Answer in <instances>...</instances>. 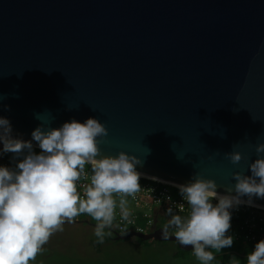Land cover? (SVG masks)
Returning a JSON list of instances; mask_svg holds the SVG:
<instances>
[{
	"label": "water",
	"instance_id": "1",
	"mask_svg": "<svg viewBox=\"0 0 264 264\" xmlns=\"http://www.w3.org/2000/svg\"><path fill=\"white\" fill-rule=\"evenodd\" d=\"M38 113L52 127L95 117L102 155L134 154L141 177L174 186L199 174L227 194L264 142V0H0V116L30 140ZM135 236L192 251L161 230L116 240Z\"/></svg>",
	"mask_w": 264,
	"mask_h": 264
},
{
	"label": "clouds",
	"instance_id": "2",
	"mask_svg": "<svg viewBox=\"0 0 264 264\" xmlns=\"http://www.w3.org/2000/svg\"><path fill=\"white\" fill-rule=\"evenodd\" d=\"M36 119L41 123L31 132V139L24 140L13 134L10 120L0 116V158L11 154L9 164H0V264H30L54 232L80 215L97 222L95 235L102 243L117 207L121 218L128 220L126 197L141 187L138 156L125 151L101 154L99 144L108 129L99 119L80 122L73 118L59 127H52L43 113L36 114ZM255 152L256 159L248 165L251 175L234 172L235 183L225 188L227 194L217 191L220 186L214 179L199 174L177 185L187 211L182 216L171 206L166 209L168 220L161 238L175 237L179 245H191L200 264L215 259L209 249L230 248L234 242L228 234L232 210L264 199V142L255 146ZM224 155L234 165L242 160L238 151ZM86 165H90V176L81 195L78 182L85 178ZM246 264H264V239L247 254Z\"/></svg>",
	"mask_w": 264,
	"mask_h": 264
},
{
	"label": "built area",
	"instance_id": "3",
	"mask_svg": "<svg viewBox=\"0 0 264 264\" xmlns=\"http://www.w3.org/2000/svg\"><path fill=\"white\" fill-rule=\"evenodd\" d=\"M10 156L0 158V164H9ZM90 167H85V178L78 182V191L83 195L84 187L89 182ZM140 190L134 196L126 197L130 212L128 220L121 218L119 207L116 209L115 220L111 228L118 235L142 234L151 235L161 230L167 222L166 209L173 207L180 215H185L187 203L179 195L178 188L161 181L140 176ZM117 204L119 203V197ZM215 202V201H214ZM185 211L181 212L180 209ZM233 218V219H232ZM231 228L228 234L238 240H243L253 247L264 239V210L257 207L241 204L232 210ZM75 222L93 221L87 215H80ZM95 221V220H94ZM95 223H97L95 221ZM171 235V232H170Z\"/></svg>",
	"mask_w": 264,
	"mask_h": 264
},
{
	"label": "rangeland",
	"instance_id": "4",
	"mask_svg": "<svg viewBox=\"0 0 264 264\" xmlns=\"http://www.w3.org/2000/svg\"><path fill=\"white\" fill-rule=\"evenodd\" d=\"M62 228L50 236L30 264H200L192 251H184V254L174 243L146 246L115 242L96 251L95 227L84 222H65Z\"/></svg>",
	"mask_w": 264,
	"mask_h": 264
},
{
	"label": "trees",
	"instance_id": "5",
	"mask_svg": "<svg viewBox=\"0 0 264 264\" xmlns=\"http://www.w3.org/2000/svg\"><path fill=\"white\" fill-rule=\"evenodd\" d=\"M11 154H6L5 157H9ZM85 167H90V165H86ZM233 219V218H232ZM93 220V219H92ZM75 222V221H74ZM86 223L87 225L95 223V221H80V223ZM118 234H116L115 230L113 228H106L105 229V235L103 238V242H99V239L96 237L93 245L96 248V251H100L101 247L109 244V243H115V242H130L133 243V245H146V246H151L155 243H172V242H157L155 240L151 241H145L139 237H131L128 240L124 241H117L116 237ZM175 244V243H174ZM176 249L180 252H183L180 250L179 246L177 244ZM254 247L247 243L244 242L243 240H238L234 238L233 245L230 248L222 249L218 251L217 253H213L215 256V259L212 261L213 263L216 264H233L234 260H238L239 264H246V256L247 254L252 251ZM185 254V253H184Z\"/></svg>",
	"mask_w": 264,
	"mask_h": 264
},
{
	"label": "flooded vegetation",
	"instance_id": "6",
	"mask_svg": "<svg viewBox=\"0 0 264 264\" xmlns=\"http://www.w3.org/2000/svg\"><path fill=\"white\" fill-rule=\"evenodd\" d=\"M90 226L96 227V223L89 224Z\"/></svg>",
	"mask_w": 264,
	"mask_h": 264
}]
</instances>
